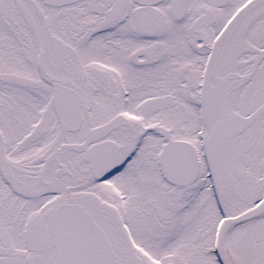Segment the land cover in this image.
<instances>
[{"label":"snow or ice","instance_id":"6c2138e0","mask_svg":"<svg viewBox=\"0 0 264 264\" xmlns=\"http://www.w3.org/2000/svg\"><path fill=\"white\" fill-rule=\"evenodd\" d=\"M0 264H264V0H0Z\"/></svg>","mask_w":264,"mask_h":264}]
</instances>
